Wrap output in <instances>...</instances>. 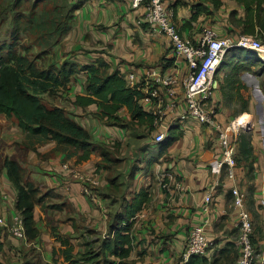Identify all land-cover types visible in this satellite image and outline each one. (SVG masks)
Instances as JSON below:
<instances>
[{"label": "crops", "instance_id": "crops-1", "mask_svg": "<svg viewBox=\"0 0 264 264\" xmlns=\"http://www.w3.org/2000/svg\"><path fill=\"white\" fill-rule=\"evenodd\" d=\"M222 1L217 12L202 15L196 22H189V6H177L173 23L182 37L197 43L202 38V28L213 27L220 37L238 38L241 30L230 22V14L237 11L236 20H239L245 16L244 7L236 0ZM143 15V8L134 9L127 0H87L75 13L72 30L53 49L51 59L62 65L66 59L73 58L79 66L103 61L108 74L119 71L125 79L135 74L143 93L147 90L148 70L176 75L177 83L171 88L173 95L168 89L162 90V106L152 107L145 100L140 101L149 114L162 111L158 124L145 120L135 121L131 127L107 125L99 118L97 103L78 105V96H89L85 90L87 75L83 71L76 74L66 88H60L55 97L45 95L44 101L64 109L90 133L97 148L88 161L78 163L75 156L53 151L55 142H48L37 151L23 147L20 143L26 134L17 126V120L0 114V218L10 224L16 213L17 192L4 168L7 158L20 164L25 179L34 183L42 194L51 191L55 195L45 196L42 203L34 207L39 231L36 239H17L8 226L0 224V264H87L81 260L84 254L100 251L102 241L110 237L108 232L116 215L123 213L133 194L141 190L148 192L147 203L134 217L121 221L122 225H131L132 251L128 260L132 264H175L181 259L190 231L205 217L210 220L205 232L212 242L207 264L218 258L220 250L234 243L238 216L232 206L231 184L227 178H221L223 182L214 193L211 213L202 212L206 193L216 181L209 165L220 151L217 132L191 118L180 121L189 67L171 52L166 36L153 33L143 22ZM230 72L228 66L215 77L214 101L219 108L218 120L225 125L242 114L245 119L249 118L247 114L252 116L248 132L254 149L253 179L246 173L247 162L238 165V173L240 187L249 196L256 244L260 249L257 264H264V109L262 118L255 112L260 104L264 107V95L259 80L254 85L241 74L240 80L247 89L241 88L239 92L248 101L250 112L241 113L238 109L239 115L235 116L236 111L230 108H240L243 99L237 94V88L230 92L226 87L225 77ZM118 115L123 123H132L126 107ZM170 125L182 136L166 151H160L163 142H156L155 138L163 131L170 136ZM152 151L158 157L156 161L150 160ZM66 164L79 170L85 178L97 181L98 185L77 181L65 169ZM164 174L169 178L171 191L160 187ZM177 183L186 187L184 195L175 190ZM85 185L98 193V201L86 195ZM102 256L116 260L108 251Z\"/></svg>", "mask_w": 264, "mask_h": 264}, {"label": "trees", "instance_id": "trees-1", "mask_svg": "<svg viewBox=\"0 0 264 264\" xmlns=\"http://www.w3.org/2000/svg\"><path fill=\"white\" fill-rule=\"evenodd\" d=\"M86 1L71 2V0H64V4L58 8L54 6L52 9L39 13L41 16L35 10L30 13L16 12L12 20L14 27L12 41L9 43L0 41V114L17 120V126L26 134L25 140L20 143L23 147L37 151L38 147L48 142H55L56 147L53 151L66 152L68 157L75 156L78 163L88 161L97 148L92 142L90 133L64 109L47 104L44 101V96L55 97L59 89L66 88L79 72L83 71L87 75L85 90L89 96H78L76 103L80 106L97 103L100 106L99 118L105 121L107 125L131 127L135 121H154L153 116L145 112L140 104L145 96L144 93L137 87H130L124 74L119 71L108 74L106 72L107 64L103 61L79 66L76 62H73V58H68L62 65L53 62L46 68L41 69L38 67L37 61L42 55L53 57V49L60 45L72 30L75 13ZM236 1L242 3L245 16L236 20L237 11H233L230 14V22L240 27V35H258L261 40H264V0ZM22 2L24 0H16L15 3L22 4ZM181 5L191 8L189 22H196L202 15L206 16L217 12L222 7L223 1L176 0L172 3L174 9ZM29 30L32 36H35V39L29 46H24L21 44V35H25ZM35 44L40 45L41 50L39 55L32 58L29 53ZM169 49L171 50L170 46ZM230 50H234L236 55V51L242 49L233 48ZM242 51L247 52L242 60L248 62H240L236 67H232L230 74L225 77L228 90L232 92L237 88V94L241 99L243 98L239 91L241 88L247 89V85L242 83L240 75L244 74L246 70L249 71L250 68L245 63L255 64L261 61L256 52L251 50ZM225 64V62H222L215 77L225 67L229 66ZM260 89L264 95V82L260 83ZM124 107L131 113L132 123L130 124L123 123L124 121L118 115V112ZM237 110L235 116L239 115V111L249 113L248 101L243 99L238 112ZM174 130L172 128L170 136L162 141L160 151H166L175 141L180 139L182 134L179 136ZM236 143L237 167L242 161L247 162V175H249V179H253L252 173L255 160L251 133H241ZM4 168L17 192L15 206L23 217L26 235L30 240L36 239L39 236V231L34 220V207L36 204H41L45 196L55 195L51 191L42 194L34 183L25 179L23 169L16 160L5 159ZM238 186L241 189L239 181ZM144 192L141 190L133 194L131 201L124 208V212L117 214L114 218L108 232L110 237L102 241L100 251L93 250L84 254L82 261L87 264H132L128 260L132 251L131 225H122L121 221L134 217L143 209L148 201V192L147 190ZM230 194L232 196L231 187ZM259 233L261 234L260 231ZM254 234L253 242L256 244L258 241L256 233ZM186 248L187 240L183 251ZM1 249L2 244L0 242ZM236 250L235 242L228 244L225 249L219 251L218 258L212 264L233 260V257H238ZM104 251L114 255L116 260L111 261L103 257ZM206 256H193L188 264H207L208 259ZM179 261L176 260L175 264H178Z\"/></svg>", "mask_w": 264, "mask_h": 264}, {"label": "built area", "instance_id": "built-area-1", "mask_svg": "<svg viewBox=\"0 0 264 264\" xmlns=\"http://www.w3.org/2000/svg\"><path fill=\"white\" fill-rule=\"evenodd\" d=\"M129 1L134 9H144L143 22L149 26L153 33L166 36L169 39L171 52L176 58L187 63L189 67V74L184 82V109L180 121L191 118L217 132L220 151L209 165L216 181L206 193L202 212L206 215L211 213L214 193L223 182L221 178H227L231 184L232 206L237 211L236 227L239 232L234 241L238 257L232 264H257L260 258V249L253 242V220L247 208L246 195L238 186L239 176L236 174V140L241 133L251 129V118L247 115L249 118L243 119L244 116L240 115L239 118L236 117L228 125H225L218 120L219 108L214 100L217 93L215 75L224 60L226 51L233 48L251 50L256 52L259 59L264 62V40H261L258 35L249 34H242L238 38L220 37L215 28L205 27L202 38L195 44L182 37L172 22L174 16L172 3L176 0ZM126 80L130 87H137L142 91V86L137 82L135 74H129L126 76ZM176 83V75L168 76L159 73L156 69L148 70L145 77L147 90L144 91L145 96L142 100L150 103L152 107L155 104L162 106L164 104L162 90L168 89L170 95H173L174 92L171 88ZM170 108H173L172 103H170ZM161 112L160 110L150 113L155 124L161 121ZM166 138L167 134L163 131L156 136L155 140L162 142ZM64 167L77 181L94 187L98 185L97 181L85 178L76 168L67 164ZM160 187L164 191H171L169 178L165 174L161 177ZM185 189L186 187L182 183H177L175 186V190L181 195H184ZM84 192L90 199L98 201V193L94 189L85 185ZM209 222V218L205 217L201 224L192 228L187 238V248L183 251L178 264H188L191 257H202L208 254L209 248L212 246V242L205 232ZM0 224L8 226L12 236L17 239L22 240L27 237L23 217L19 211L15 213L10 224H7V221L2 218H0Z\"/></svg>", "mask_w": 264, "mask_h": 264}, {"label": "rangeland", "instance_id": "rangeland-1", "mask_svg": "<svg viewBox=\"0 0 264 264\" xmlns=\"http://www.w3.org/2000/svg\"><path fill=\"white\" fill-rule=\"evenodd\" d=\"M15 2H16V0H0V41L1 42L6 41L9 43L12 41V34L14 32L12 20H13V16H15L16 12L30 13L33 10H35V12H38V14H39L41 12L46 11L47 9H52L54 6H57L56 8H58L60 5L64 4V0H24V2H22V4H19V3L16 4ZM14 10H17V11H14ZM39 15L41 16V14H39ZM209 28H211V27H209ZM34 39H35V36H32V33L29 30L28 32L25 33V35H21V44H23L24 46H27V45L29 46L31 43H33ZM40 50H41L40 45L35 44L33 49L31 50V52L29 53V56H31L32 58L36 57L37 55L40 54ZM236 52H237L236 55H235L234 50L233 51L228 50L225 53V57H224L223 62L226 63L225 65H227V66L229 65L230 68L236 67V65L240 64V62H248L247 60L246 61L242 60L245 58V56L247 54L246 51L239 50ZM50 56L51 55H42L41 58L37 61L38 67L42 69V68H46L47 66H49L53 62L56 63L55 60L53 61ZM245 64L250 66L249 71L246 70V72L243 75L246 80L253 82L254 85L258 84V80L260 82H264V62L259 61V62H256L255 64H251V63H245ZM260 74H262V75H260ZM254 87H256V86H254ZM252 89H253V87H252ZM252 95H253V93H252ZM256 95H257V97L259 96L257 93H256ZM261 106L262 105L260 104L255 109V112L260 117H261L262 111L264 109V107H261ZM230 109L232 111H236L239 108H230ZM239 117H237V118H239ZM250 118H251V124H252L253 123L252 122V116H250ZM263 123L264 122H262V124ZM157 159H158V157H157L156 153L152 151L151 156H150V160L156 161ZM236 174L238 176H240L238 173V167H237ZM242 189L243 188H241V190ZM242 191L246 195L247 208L250 212L248 193L244 189ZM98 197H99V195H98ZM14 207H15V211L18 212L15 204H14ZM238 233L239 232H237V236H238ZM210 248H211V246H210ZM210 248H209V250H210ZM236 257L235 258L233 257V260L221 261L220 264H232L237 259Z\"/></svg>", "mask_w": 264, "mask_h": 264}, {"label": "bare ground", "instance_id": "bare-ground-1", "mask_svg": "<svg viewBox=\"0 0 264 264\" xmlns=\"http://www.w3.org/2000/svg\"><path fill=\"white\" fill-rule=\"evenodd\" d=\"M243 119H245V117Z\"/></svg>", "mask_w": 264, "mask_h": 264}, {"label": "clouds", "instance_id": "clouds-1", "mask_svg": "<svg viewBox=\"0 0 264 264\" xmlns=\"http://www.w3.org/2000/svg\"><path fill=\"white\" fill-rule=\"evenodd\" d=\"M243 115V114H242Z\"/></svg>", "mask_w": 264, "mask_h": 264}, {"label": "water", "instance_id": "water-1", "mask_svg": "<svg viewBox=\"0 0 264 264\" xmlns=\"http://www.w3.org/2000/svg\"><path fill=\"white\" fill-rule=\"evenodd\" d=\"M250 130V129H249Z\"/></svg>", "mask_w": 264, "mask_h": 264}]
</instances>
